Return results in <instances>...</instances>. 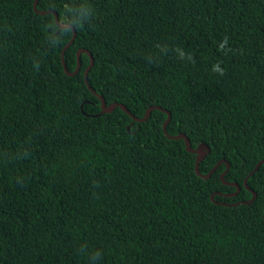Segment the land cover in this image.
<instances>
[{
    "label": "trees",
    "instance_id": "obj_1",
    "mask_svg": "<svg viewBox=\"0 0 264 264\" xmlns=\"http://www.w3.org/2000/svg\"><path fill=\"white\" fill-rule=\"evenodd\" d=\"M263 159L264 0H0V264H264Z\"/></svg>",
    "mask_w": 264,
    "mask_h": 264
},
{
    "label": "water",
    "instance_id": "obj_2",
    "mask_svg": "<svg viewBox=\"0 0 264 264\" xmlns=\"http://www.w3.org/2000/svg\"><path fill=\"white\" fill-rule=\"evenodd\" d=\"M38 1H39V0H35V9H37ZM41 12H44V13H45V12H48V11H41ZM57 21H58V23L61 25V27H73V26L70 25V24H65V23H63L62 21L59 20V18H57ZM73 29H74L73 37H72L71 40L67 43V45L64 47L63 52H62L63 63H64L65 70H66L67 73H69V74H71V75L77 73L78 70H79V68H80V61H79L77 68H76L74 71H70L69 68H68V66H67V63H66V61H65V59H64V55H65V52H66L67 47H68L70 44H72V42L75 40V37H76V35H77V31H76V29H75L74 27H73ZM83 51L88 52V53L90 54V56H91V63H90V65L88 66V68L86 69V71H85V80L88 82V75H89V71H90V69L92 68V66H93V64H94V58H93L92 54L89 52L88 49H86V48H81V49H79V51H78V58H79V60H80V57H81V53H82ZM89 87L92 89L91 85H89ZM94 92L97 93L96 91H94ZM99 97H100L101 100H102V111H101L102 113H103V112H107V111H112V110H113L114 108H116L117 106H121L123 109H125L127 112H129V113L132 115V112L128 109V107H127L125 104L120 103V102H114V103H111V104L108 105L103 95L99 94ZM155 108H160V109L165 110L163 107H160L159 105H155V106H151V107H149V108L147 109L146 114H145V116H144L143 118H138V117H136V116H134V117H135L136 120H145V119H147V118L151 115L152 110L155 109ZM167 112H168V117H167V119L165 120L164 125H163L165 133H166L169 137H172V138H182V137L185 138L187 149H188L189 151H192V152H194V153L197 154L196 167H195L196 172H197L200 176H202V177H205V178L210 177V176L212 175V173H213V172L218 168V166L221 164V162H223V161H225V160H221V161H219V162H218V163H217V164H216V165H215V166H214V167H213L208 173H202V172L200 171V162H201V161L205 158V156L208 154V152H209V150H210L209 146H208L207 144H205V143H201L200 145H198V147L193 148L192 143H191V140L189 139V137H188L185 133H179V134H176V135H171V134H169V133H168V130H167V125L169 124V122H170V120H171V113H170L169 111H167ZM95 115H97V114H95ZM263 163H264V159L261 160V161L256 165V167L254 168V170L251 171V172L249 173L248 176H250V175L253 174L255 171H257ZM229 167H230V164L227 165L226 170L221 174V178H222V180H223L224 182H226V183H231V184L236 185L238 188H237V191H235L233 194H237V192H238V191L240 190V188H241L240 185L237 184V183L228 182V181L225 180V175H226V173L228 172ZM245 184H246V186L248 187V189H250V190L253 192V197H252L250 200H246V201H242V202H250V201H253V200L257 197V193H256V191H255L254 189H252V188L248 185V177L245 179ZM233 194H232V195H233ZM214 196H215V193L212 194V198H213V199H214ZM216 202H217V201H216ZM217 203H218V202H217ZM237 203H239V202H237Z\"/></svg>",
    "mask_w": 264,
    "mask_h": 264
}]
</instances>
